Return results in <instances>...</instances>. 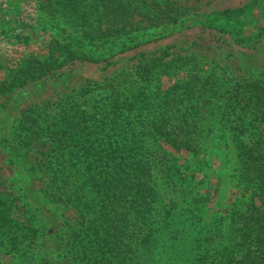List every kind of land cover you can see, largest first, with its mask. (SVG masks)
Here are the masks:
<instances>
[{"label": "trees", "instance_id": "1", "mask_svg": "<svg viewBox=\"0 0 264 264\" xmlns=\"http://www.w3.org/2000/svg\"><path fill=\"white\" fill-rule=\"evenodd\" d=\"M216 1L40 0L43 12L57 15L55 20H40L44 31L52 34L47 53L7 68L0 79V97L56 77V72L74 62L113 65L118 54L153 41L157 35L153 30L180 25L203 5ZM169 56L166 51L109 83L84 85L60 100L29 108L16 121V157L39 177L48 200L79 212L78 225L68 240L73 264H144L139 252L142 240L150 248L149 262L264 264V139L260 134L264 69L253 79H222L212 70L202 74L186 59L180 68L193 67L186 69L189 78L156 97L150 89L153 76L179 69L174 60L165 61ZM208 108H216L221 123L243 139L241 184L249 195L242 209L231 212L228 245H215L218 233L208 235L200 228L209 196L204 200L186 196L172 209L162 202L152 182L156 169L171 171V167L157 161L150 147L163 140L178 151L196 153L193 139L187 138L191 133L186 132L192 126L197 130L202 109ZM172 112L180 120L171 126ZM177 130L184 132L183 139ZM10 187L0 180V237L12 240L11 247L25 256L33 253L31 246L45 225L36 216L17 215L26 211L14 205ZM131 216L139 219L137 223ZM180 222L185 226L178 227Z\"/></svg>", "mask_w": 264, "mask_h": 264}, {"label": "rangeland", "instance_id": "2", "mask_svg": "<svg viewBox=\"0 0 264 264\" xmlns=\"http://www.w3.org/2000/svg\"><path fill=\"white\" fill-rule=\"evenodd\" d=\"M227 11L232 14L223 15ZM56 16L43 12L40 0H0V79L5 77L7 68L18 67L30 57L46 55L52 34L44 31L40 20L43 18L47 22L55 20ZM263 30L264 0H218L203 5L180 25L153 30L157 33L153 41L118 54L113 65L74 62L56 72V77L38 80L0 97V180L8 181L15 197L14 205L26 211L17 215L36 216L45 225V231L40 232L35 246L34 243L31 246L33 253L27 252L25 256L21 250L11 247L12 240L0 237V264L74 263L68 240L72 229L78 225L79 212L71 206L48 200L39 177L29 171L30 166L24 159L14 154V127L23 111L50 100H60L84 85L109 83L120 73L135 72L144 60L166 51L170 56L165 61L174 60L173 64L179 65V69L153 76L150 89L156 97L189 78L186 69L191 71L193 67L180 68L186 59L187 64L198 67L202 74L212 70L222 79H253L264 69ZM208 110L202 109L197 130L192 126L186 132L191 133L187 138L193 139L196 153L178 151L163 140L157 147H150L157 161L171 167V171L156 169L152 182L162 202L172 209L180 206L186 196L203 200L209 196L200 228L208 235L209 232L218 233L215 245H228L232 243L231 212L242 209L249 195V191L243 189L246 185L241 184L243 139L221 123L216 108ZM175 115L170 114L171 126L179 123ZM260 129L264 139V125ZM180 133L183 139L184 132L176 131ZM245 141L250 140L246 138ZM148 142L152 145L151 139ZM261 147L264 152V143ZM256 203L262 205L259 198ZM130 218L137 223L136 216ZM177 226L185 225L180 222ZM147 249H150L148 243L142 240L139 252L144 264H163L149 262ZM42 256H45L44 262L40 261Z\"/></svg>", "mask_w": 264, "mask_h": 264}]
</instances>
